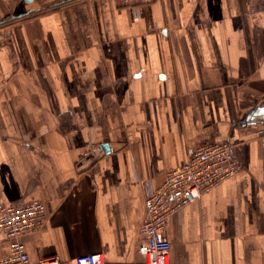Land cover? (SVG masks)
Segmentation results:
<instances>
[{"label":"crops","instance_id":"obj_1","mask_svg":"<svg viewBox=\"0 0 264 264\" xmlns=\"http://www.w3.org/2000/svg\"><path fill=\"white\" fill-rule=\"evenodd\" d=\"M206 140L241 169L168 217L170 263L264 264V0H0V202L45 204L32 262L145 264L142 180Z\"/></svg>","mask_w":264,"mask_h":264},{"label":"built area","instance_id":"obj_2","mask_svg":"<svg viewBox=\"0 0 264 264\" xmlns=\"http://www.w3.org/2000/svg\"><path fill=\"white\" fill-rule=\"evenodd\" d=\"M119 5H137L149 0H114ZM241 169L228 140L201 141L182 164L163 171L162 181L154 186L142 180L144 213L138 228L137 252L145 264H171L170 241L165 235L168 217L186 204L207 193L215 185ZM47 218L45 204L30 200L20 204L0 202V229L8 248L0 264H103L101 253L83 254L68 260L58 255L32 262L22 241L27 233L38 230Z\"/></svg>","mask_w":264,"mask_h":264},{"label":"water","instance_id":"obj_3","mask_svg":"<svg viewBox=\"0 0 264 264\" xmlns=\"http://www.w3.org/2000/svg\"><path fill=\"white\" fill-rule=\"evenodd\" d=\"M102 148L104 149V151L107 152L108 149H107V146L106 145H103Z\"/></svg>","mask_w":264,"mask_h":264}]
</instances>
